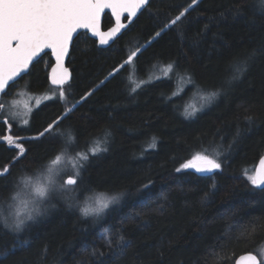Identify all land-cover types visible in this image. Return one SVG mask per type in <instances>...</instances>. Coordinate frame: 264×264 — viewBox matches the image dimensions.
Instances as JSON below:
<instances>
[{"label": "trees", "instance_id": "16d2710c", "mask_svg": "<svg viewBox=\"0 0 264 264\" xmlns=\"http://www.w3.org/2000/svg\"><path fill=\"white\" fill-rule=\"evenodd\" d=\"M190 4L151 0L107 48L79 33L68 60L73 78L62 88L49 82L50 53L10 86L0 101L14 98L18 87L57 94L23 117L27 126L11 119L10 130L0 124V134L27 141H21L27 152L12 167L14 176L0 179V220L14 214L8 196L15 174L24 180L38 174L65 147L77 158L97 141L108 149L89 156L83 178L92 190L72 192V198L83 203L88 196L125 195L95 223L63 199L21 233L0 223V264H235L243 253L258 255L264 246V190L252 186L245 172L253 175L264 154V15L254 10V0ZM184 8L188 12L171 25ZM112 24L106 14L104 28ZM136 49L133 61L110 76ZM253 51L243 75L227 83L229 64ZM216 89L221 94L205 106L202 95ZM74 104L61 121L62 131L73 137L69 145L39 136ZM186 109L197 111L185 116ZM105 130L111 133L107 145ZM198 152L218 159L222 169L210 176L175 170ZM17 154L0 144V166ZM146 183L150 197L142 188ZM120 230L129 241L123 254L104 245L106 232ZM93 249L104 253L99 261L91 258Z\"/></svg>", "mask_w": 264, "mask_h": 264}, {"label": "snow or ice", "instance_id": "6c2138e0", "mask_svg": "<svg viewBox=\"0 0 264 264\" xmlns=\"http://www.w3.org/2000/svg\"><path fill=\"white\" fill-rule=\"evenodd\" d=\"M149 0H0V94L8 95L6 89L10 87V81L15 82L16 77L25 72L29 65L45 49H51L55 55L56 64L51 69V83L53 85L63 86L70 81L71 73L63 66L64 58L68 55L69 46L73 41V35L78 29H89L93 35L100 37V43H108L106 36L115 34L123 25H121V16L123 13H128L129 16H135L138 11L147 6ZM197 3V0H191V4ZM191 4L189 7H191ZM105 8H110L116 18V27L109 29L108 33L100 31L101 15ZM254 10L264 15V0H254ZM188 8H184L175 19L171 20V25H176L177 21L188 12ZM167 27V25L165 26ZM160 32L156 33L159 36ZM140 50L136 49L129 53L127 59L109 73L114 77L116 72L120 71L125 64H130L139 54ZM255 55V51L249 53L243 60H236L229 64L231 68V76L227 83L237 80L247 70L248 60ZM172 65H169L171 68ZM189 83H193L191 76H188ZM136 91L135 88L132 89ZM222 92V89L207 90L202 99L204 105L211 104ZM91 95V93H88ZM60 98H65V92H59ZM15 102L0 101V113H3L7 118H0V124L5 125L6 129L10 130L11 124L17 120L22 121V125L27 126L29 119L23 117L27 113L13 111ZM75 108V104L67 109L59 119L50 122L42 132L40 137H52L53 139H61L62 143L69 145L73 137L70 133L62 131L61 121L68 118V114ZM197 110L189 112L185 110V116H193ZM18 127L21 125L18 123ZM111 138V133L105 130L103 143L107 145ZM155 138H153L154 140ZM24 138L13 135L0 134V144H6L10 150L18 152L11 158L10 164L0 166V179L13 177L12 167L17 165L22 158H25L27 149L24 147ZM100 141H97V146L90 150V153H78V161L72 165V170H64L59 166L62 161V148L53 157H50L46 167V186H38L35 188V196H31L30 209L21 214L16 212L11 216L3 217L0 220L3 228L11 233H21L27 227L29 222H35L38 217L46 214L48 203L54 198L63 199L69 208H77L80 216L85 219H91L93 223L102 219L112 206L119 205L123 199L124 193L112 195L88 196L83 203L79 200L67 195L69 192L86 193L91 189V186L86 185L83 172L89 161V156H95L99 152H106L107 146L101 148ZM154 146V143H153ZM216 156L220 155L217 150ZM261 170L254 171L253 175L247 176L248 182L255 188L264 190V158L260 160ZM222 169V163L211 155L203 153H195L191 159L182 163L176 168L177 172L185 170H194L198 173L208 174L215 173ZM24 171V170H22ZM66 178V179H65ZM27 184L20 174H15V177L9 181L10 192L8 199L15 198V190L19 189L21 184ZM213 187L215 185L213 184ZM143 189H146V196H151L149 184H144ZM245 233H241V236ZM115 237V238H113ZM104 245L110 251H116L117 254H123L129 246V241L126 239L123 230L112 235L105 234ZM47 250L45 249V252ZM91 258L94 261H99V257L104 255L99 249L91 251ZM257 255L249 253L246 257H241V260H248L249 264H264V248ZM84 264H89L85 261ZM102 264V261L99 262Z\"/></svg>", "mask_w": 264, "mask_h": 264}, {"label": "rangeland", "instance_id": "374dc122", "mask_svg": "<svg viewBox=\"0 0 264 264\" xmlns=\"http://www.w3.org/2000/svg\"><path fill=\"white\" fill-rule=\"evenodd\" d=\"M61 91V90H60ZM58 91V92H60ZM65 92V90H62ZM57 92L53 91L50 93H45L41 95H35V93H31L27 88L24 87H18L16 89V96L12 99H8L7 102L14 101V107L13 111L20 112L21 114L27 113L30 114L36 107H38L43 101L49 100L51 97H55ZM14 95V93H13ZM62 155V161L60 164V168L64 170L71 171L72 165L76 164L79 158L72 157L70 154L68 155L66 152H63ZM66 153V154H65ZM74 158V159H73ZM47 167V166H46ZM46 167L40 171L38 174L27 178L28 181L27 184L22 183L19 189V192L16 194L15 198L13 199V203L11 202V205H13L14 209L13 212H20L21 214L26 213L30 207H31V196H35V188L38 186H46ZM66 179V178H65ZM72 192H69L70 197H72ZM75 196H80L82 193L77 190L76 192H73ZM99 196V195H97ZM55 200H60V198H54L51 201H49L47 208L49 209L52 206V203ZM62 200V199H61ZM12 211V209H11ZM264 248V246L262 247ZM259 253V252H258Z\"/></svg>", "mask_w": 264, "mask_h": 264}, {"label": "water", "instance_id": "95a60500", "mask_svg": "<svg viewBox=\"0 0 264 264\" xmlns=\"http://www.w3.org/2000/svg\"><path fill=\"white\" fill-rule=\"evenodd\" d=\"M150 1H151V0H149L147 6L149 5ZM147 6H145V7L142 8L140 11H138L137 14H136L135 16H129L128 13H123L122 16H121V21H120V23H121V25H123V27H121V28L119 29V31H117L115 34L110 35V36H106L105 39H107V41H108V43H106V44H101V43H100V37L93 35V33H92L89 29H83V28L78 29L77 32L74 33V35H73V41H72V43H71L70 46H69V52H68V55L64 58V61H63V66L69 70V72L71 73V78H70V81H68L67 83H65L62 87H64L66 84L70 83V82L72 81V78H73V72H72L71 68L68 66V60H69V57H70V54H71V51H72V46H73L74 40H75V38L78 36L79 33H82V32H86V33H88V35H89L90 37H92L93 39H95V40L97 41L99 47L107 48V47H109V46H110V45H111V44H112V43H113L118 37H120V36L123 34V32H124L125 30H127V29L129 28V26H130V25H131V24L137 19V17L139 16V14H140V13H141V12L147 7ZM106 13H109V14L111 15V17L113 18V21H114V24H113L111 27L107 28V29L104 28V16H105ZM126 17H127V20H125ZM114 27H116V18H115V16L113 15L112 10H111L110 8H105L104 11H103V13H102V15H101L100 31H101L102 33H108L109 29L114 28ZM46 53H50V54H51V57H52V59H53V64H52V66H51V68H50V71H49V82H50L51 86H53L54 88H62V87L59 86V85H53V84L51 83V69H52V67H54L55 64H56L55 55L52 54V50H51V49H45V50H44L42 53H40L36 58H34L32 64L29 65V68H28L25 72H22V73L20 74V76L16 77L15 82H11V81H10V86H12L13 84H15L19 79H21L24 75H26V74L31 70L32 65H33L37 60H39V59H40L44 54H46ZM9 88H10V87H9ZM9 88L6 89V92L9 90ZM3 96H4L3 94H0V100L3 98ZM262 158H264V154L262 155V157L260 158V160H261ZM260 160H259L258 163L256 164V167H255V171H256V172H259V171L261 170ZM192 171H194V170H192ZM194 172H195V171H194ZM195 173H197V174H199V175H201V176H210V175L215 174L216 172H215V173H208V174H203V173H198V172H195ZM249 253H251L252 255H257L255 252H247V253H243V254H241V255L237 258L235 264H249V261H248V260H246V259L241 260V257H246ZM257 258L259 259V256H258V255H257Z\"/></svg>", "mask_w": 264, "mask_h": 264}, {"label": "flooded vegetation", "instance_id": "af4514ba", "mask_svg": "<svg viewBox=\"0 0 264 264\" xmlns=\"http://www.w3.org/2000/svg\"><path fill=\"white\" fill-rule=\"evenodd\" d=\"M106 14H109V13H106ZM106 14H105V16H106ZM109 15H110V14H109ZM105 16H104V17H105ZM110 16H111V15H110ZM112 19H113V18H112ZM125 20H127V17L125 18ZM113 24H114V21H113ZM113 24H112V25H113ZM112 25H110L109 27H111ZM109 27H107V28H109ZM107 28H105V29H107Z\"/></svg>", "mask_w": 264, "mask_h": 264}]
</instances>
